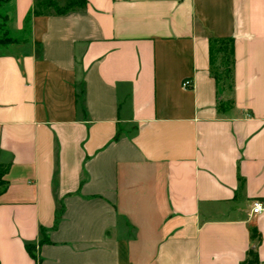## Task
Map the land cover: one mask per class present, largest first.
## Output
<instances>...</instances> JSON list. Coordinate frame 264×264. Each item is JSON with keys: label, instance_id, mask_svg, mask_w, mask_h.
Instances as JSON below:
<instances>
[{"label": "crops", "instance_id": "obj_1", "mask_svg": "<svg viewBox=\"0 0 264 264\" xmlns=\"http://www.w3.org/2000/svg\"><path fill=\"white\" fill-rule=\"evenodd\" d=\"M33 2L1 7L0 264H264V0Z\"/></svg>", "mask_w": 264, "mask_h": 264}, {"label": "trees", "instance_id": "obj_2", "mask_svg": "<svg viewBox=\"0 0 264 264\" xmlns=\"http://www.w3.org/2000/svg\"><path fill=\"white\" fill-rule=\"evenodd\" d=\"M9 0H0V32L4 33L0 37V45L13 43L15 40L6 35L4 27L6 24V16L2 14L1 7ZM62 4L60 0H34L32 13L34 15H42L48 13L62 14L74 8H82L86 0H64ZM209 61L210 74L214 78L216 87L221 91L231 90L232 87V70H233V40L231 38H214L209 41ZM231 105V100H221L218 102V109H226ZM9 165L0 164V194L5 190L7 181L5 175ZM45 236L40 239L39 243L44 242ZM35 245H26V250L32 258H34L33 249ZM37 264V263H36ZM244 264H257V257L253 251L250 258Z\"/></svg>", "mask_w": 264, "mask_h": 264}, {"label": "built area", "instance_id": "obj_3", "mask_svg": "<svg viewBox=\"0 0 264 264\" xmlns=\"http://www.w3.org/2000/svg\"><path fill=\"white\" fill-rule=\"evenodd\" d=\"M192 85L189 79H184L181 82V86L183 88H190ZM264 211V200L254 199L251 204V213L252 214H260Z\"/></svg>", "mask_w": 264, "mask_h": 264}, {"label": "rangeland", "instance_id": "obj_4", "mask_svg": "<svg viewBox=\"0 0 264 264\" xmlns=\"http://www.w3.org/2000/svg\"><path fill=\"white\" fill-rule=\"evenodd\" d=\"M5 34L0 32V37H3ZM33 254H34V257H35V260H37V254H36V247H34L33 249Z\"/></svg>", "mask_w": 264, "mask_h": 264}]
</instances>
